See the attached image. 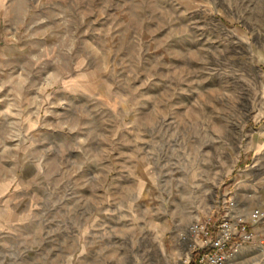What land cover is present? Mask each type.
<instances>
[{"label":"rangeland","instance_id":"374dc122","mask_svg":"<svg viewBox=\"0 0 264 264\" xmlns=\"http://www.w3.org/2000/svg\"><path fill=\"white\" fill-rule=\"evenodd\" d=\"M231 200L264 207V0H0V264H196Z\"/></svg>","mask_w":264,"mask_h":264},{"label":"built area","instance_id":"2783aa9c","mask_svg":"<svg viewBox=\"0 0 264 264\" xmlns=\"http://www.w3.org/2000/svg\"><path fill=\"white\" fill-rule=\"evenodd\" d=\"M229 203V211L219 219L216 226L209 218L205 221L198 220L190 227L192 235L198 239L199 236L203 237L199 250L206 249L198 253L199 264H226L237 249L256 241L254 225L264 219V207L255 208L246 218L235 211L232 200ZM212 226L216 228L215 231L211 230ZM257 243L264 247V235Z\"/></svg>","mask_w":264,"mask_h":264},{"label":"trees","instance_id":"16d2710c","mask_svg":"<svg viewBox=\"0 0 264 264\" xmlns=\"http://www.w3.org/2000/svg\"><path fill=\"white\" fill-rule=\"evenodd\" d=\"M194 262L196 263V264H199V262H198V256H196V258H194Z\"/></svg>","mask_w":264,"mask_h":264}]
</instances>
